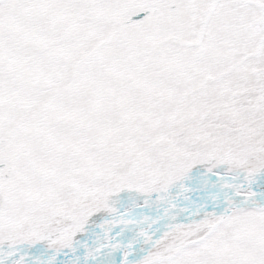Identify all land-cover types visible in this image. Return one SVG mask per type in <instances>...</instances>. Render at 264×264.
I'll return each mask as SVG.
<instances>
[{
    "label": "snow or ice",
    "instance_id": "6c2138e0",
    "mask_svg": "<svg viewBox=\"0 0 264 264\" xmlns=\"http://www.w3.org/2000/svg\"><path fill=\"white\" fill-rule=\"evenodd\" d=\"M0 264H264V0H0Z\"/></svg>",
    "mask_w": 264,
    "mask_h": 264
}]
</instances>
